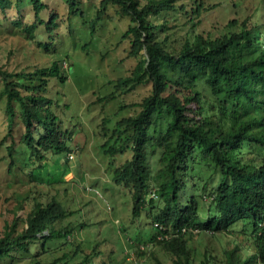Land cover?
Masks as SVG:
<instances>
[{"label":"trees","instance_id":"trees-1","mask_svg":"<svg viewBox=\"0 0 264 264\" xmlns=\"http://www.w3.org/2000/svg\"><path fill=\"white\" fill-rule=\"evenodd\" d=\"M8 1L0 0V8ZM80 1L67 0L71 14L84 15ZM109 4H116L128 17L130 24L122 38L130 41L128 54L137 57L131 73L117 79L118 85L150 84V92L137 104L139 110L114 123L112 134L119 143L105 151L111 155L130 152L114 168L112 178L131 192L132 215L145 211L154 228L151 242L129 238L136 260L142 259L143 264L145 250L155 245L169 254L173 264H194L198 253L189 238L204 232L217 238L221 248L212 253L204 246L198 264H264L261 16L233 17L224 32L213 33L215 30L196 27L201 13L217 3L99 0L91 27ZM45 9L43 0H32V21L18 23L30 37L39 27L49 35L56 30V15L49 11L48 17H42ZM175 12L192 14L197 20L179 45L170 48L166 38ZM257 26L260 39L253 33ZM40 44L48 47V43ZM69 67L63 71L62 59L56 58L50 65L32 70L0 68L7 127L11 128L17 116L23 127L19 142L29 151L26 158L32 173H39L43 159L65 165L73 157L72 130L61 126L55 111L61 102L47 93L52 79L64 83L76 71ZM7 136L11 138L6 149L12 163L17 145L10 131ZM150 158L156 161L155 169ZM200 167L207 173L199 171ZM71 213L55 196L46 195L44 200L33 196L23 217L14 215L4 222L0 264H120L110 253L105 255L97 242L86 246L69 239L72 227L63 221ZM156 264L163 263L156 259Z\"/></svg>","mask_w":264,"mask_h":264},{"label":"rangeland","instance_id":"rangeland-1","mask_svg":"<svg viewBox=\"0 0 264 264\" xmlns=\"http://www.w3.org/2000/svg\"><path fill=\"white\" fill-rule=\"evenodd\" d=\"M206 1L208 5L213 2L217 6L201 13L196 27L199 31L224 32L229 19L244 15L252 18L260 15L264 24V0H229L235 4V9L227 0ZM43 2L47 9L42 10V17H48L49 11L56 15L57 28L51 35L39 27L30 37L18 24L32 21V0H9L0 8V68L12 72L32 70L50 65L56 58L62 59L63 71L70 69V65L74 67L76 71L67 75L64 83L52 79L47 90L48 95L61 102L55 108L61 126L72 130L73 157L65 165L53 164L46 157L48 160L41 161L39 173H32L26 158L29 151L19 142L22 124L16 116L11 128L7 127L5 96H0V234L6 219L26 214L33 196L44 200L46 195H52L72 212L63 224L72 227L69 239L73 243L90 246L92 241L97 242L105 255L110 253L120 264L135 263L138 257L129 238L151 242L154 228L145 211L140 216L132 215L131 192L116 185L112 178L114 168L122 164L130 152L114 155L105 152L109 145L119 143L117 135L112 134L114 123L136 113L137 104L150 92L149 82L118 85L117 79L129 75L137 62V57L128 54L130 41L122 38L130 21L116 4H109L91 27L90 20L96 16L99 0H81L79 7L83 16L71 14L67 0ZM175 13L166 38L170 48L179 45L185 31L197 20L192 14ZM259 29L257 26L253 32L257 39L262 37ZM43 42L48 43V47L40 44ZM2 84L0 78V89ZM132 103L136 105L131 106ZM8 131L17 145L12 152V163L6 149L11 141ZM149 161L155 169L156 161L152 158ZM199 171L207 173L204 167ZM188 190L192 191L190 185ZM189 242L198 253L194 264H198L204 246L212 253H218L221 248L217 238L204 232L189 238ZM143 256V264H156V259L163 264H173L169 254L155 245H149ZM141 260H137V264Z\"/></svg>","mask_w":264,"mask_h":264},{"label":"built area","instance_id":"built-area-1","mask_svg":"<svg viewBox=\"0 0 264 264\" xmlns=\"http://www.w3.org/2000/svg\"><path fill=\"white\" fill-rule=\"evenodd\" d=\"M134 261H135V263H132V264H137V262H136L137 260L135 259Z\"/></svg>","mask_w":264,"mask_h":264}]
</instances>
